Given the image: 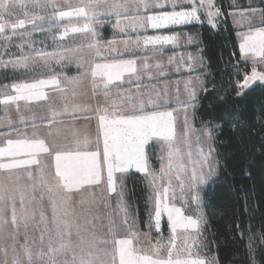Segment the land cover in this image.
<instances>
[{
  "label": "crops",
  "instance_id": "1",
  "mask_svg": "<svg viewBox=\"0 0 264 264\" xmlns=\"http://www.w3.org/2000/svg\"><path fill=\"white\" fill-rule=\"evenodd\" d=\"M68 3L77 4L79 0H54L57 8L51 11L53 20L39 21L43 26L39 31H43L34 35L36 40L28 51L20 50L8 42L0 54V99L16 95L12 88L14 84L52 78L60 81V88L70 89L66 93L67 99L57 91L56 85L49 84L44 87L48 100L0 103V146H4L8 138H32L34 131L39 138L45 139L46 144L50 145L54 141L58 147L67 149L74 147L76 139H87L86 150L99 152L101 173L107 174L103 162V134L99 116L104 114L105 108L111 113V99L104 96L102 88L93 89L90 71L96 63L135 61L136 71L125 73L122 80L110 86V97L116 99L118 110L123 114H133L131 106L139 101H144L145 111H172L177 143L184 148L182 144L189 142L202 126L197 125L195 114L199 98L207 89L208 62L198 33L199 27L196 26L219 28L223 13L216 0H101L95 10V17L90 21L60 18L57 12L67 10L62 6ZM113 3L125 7L114 11L109 7ZM193 8L197 9L196 17L183 19L180 23L160 21L159 26L153 27V21L149 19L190 12ZM117 11L119 16L116 15ZM252 13L250 8L240 9L236 3L228 11L237 31L239 46L242 34L254 28L250 22L254 18ZM37 14L38 19H46L44 11L40 10ZM261 19L262 23H258L257 28H264L262 13ZM85 22L91 24L92 32L70 34L61 39L65 26L82 25ZM156 37L161 39L155 43H144L146 38ZM89 44L93 47H88ZM39 53L54 55L42 59L38 58ZM25 57L28 58L27 66L16 63ZM52 66L58 68L55 72L46 73L45 69ZM100 79L98 77L97 82ZM76 80L79 86L75 88L76 95L73 96L69 82ZM149 100L161 107L154 108L147 103ZM65 103L68 106L66 112ZM73 106H78L79 110L74 111ZM50 108L59 113L51 124ZM50 130L53 133L51 136ZM160 148L165 146L157 138L150 139L145 145L147 172L151 165L148 158ZM40 160L45 172H55L54 157L42 154ZM28 171L37 172V166H27L11 173L0 172V181L18 193L20 199L21 193L25 196L23 181L29 179ZM131 172L143 174L145 171L131 165L126 171L114 172L113 175L119 178L125 176L126 186V178Z\"/></svg>",
  "mask_w": 264,
  "mask_h": 264
},
{
  "label": "snow or ice",
  "instance_id": "2",
  "mask_svg": "<svg viewBox=\"0 0 264 264\" xmlns=\"http://www.w3.org/2000/svg\"><path fill=\"white\" fill-rule=\"evenodd\" d=\"M101 0H79L77 4L68 3L62 7L67 10H60L57 15L60 18H83L90 21L95 17L96 9L100 6ZM13 5V0H0V21H4V16L9 12ZM23 6V5H21ZM53 9L57 8L56 4L52 5ZM112 10L123 8L125 5L113 3L109 6ZM211 7V5H210ZM116 15L120 13L117 11ZM197 9L193 8L190 12H180L165 14L163 17H149L153 21L152 26H159L160 21H170L180 23L181 20L187 18H195ZM209 15H214L209 13ZM211 22V21H210ZM24 20L11 24L12 29L23 27ZM119 24V21H118ZM8 24L6 21L0 22V32L6 31ZM92 32L89 22L82 25L65 26L61 33V39L75 34H87ZM161 38H146L144 43H155ZM165 40L170 38H164ZM174 39V38H172ZM88 47H93L89 44ZM240 52L246 57H251L253 61L259 59L264 61V28H256L250 30L243 35L240 44ZM67 51V49H65ZM52 53H39L38 58L47 59L52 57ZM27 57L17 60L16 63L27 66ZM135 61H115L112 63H96L91 67V77L93 89L102 88L104 96L111 99L112 111L104 109V114L99 116L100 129L103 134V162L107 167V180L109 191L115 192L116 186L113 173L126 171L131 165H135L141 170L147 172L145 145L152 138H157L163 142L167 150V164L162 165L159 177L153 175V186L155 193V219L159 226L162 211L168 213L171 221V238L167 246V255L165 258L160 257L162 248L157 247L153 255L142 254V250L134 246V241L138 239V234L131 230V226L126 219L127 213L123 208L122 202H118V206L124 212L125 219L120 226L128 228V234L124 238L116 239V228L118 227L114 221L109 222V232L112 236L111 247L100 248L95 241L85 242L81 247L80 255L77 257L73 252L72 264H206L199 258H193L191 248L196 246L197 242L193 241L192 245L187 243L185 238L183 246H178L177 241L180 237L177 235L178 229L187 232L189 229H198L200 220L194 219L192 216L184 215L180 208L169 206L167 200L169 194L175 198V190L172 188V174L175 171V178L180 181L179 187L181 193L184 192V185L181 179V173L186 170L184 163L185 152L182 151L181 145L177 143V133L172 111H145L144 101H139L131 106L130 111L133 114H123L118 110L117 101L110 97L111 87L116 81L123 79L125 73L135 72ZM101 78L97 82V78ZM264 81V71H257L255 66L252 67L251 74L245 75L242 88H248L254 81ZM56 85L63 98L66 100V93L69 88H60V81L52 78L50 80H36L33 83H20L12 85L16 95H7L0 99V103L8 104L24 100L27 102L48 100L49 97L44 91L46 85ZM72 95L75 96V88L79 86V81L69 82ZM239 95V93H238ZM123 103V101H121ZM148 104L154 108L161 107L153 100H149ZM73 110H79L78 106H73ZM51 118L49 123H53L55 117L59 115L54 109L50 108ZM64 111H68L67 103H65ZM99 111V109H97ZM138 113V114H137ZM53 133L50 130L49 135ZM87 139L81 141L76 139L74 147L67 149L58 147L53 141L50 145L46 144L45 139L39 138L37 132H33L32 138L25 137L23 139L6 140L4 146H0V172L11 173L14 170L24 169L27 166H37V174L40 177V184L49 193L48 199L52 209V228H47L46 218L41 213V221L45 222L46 231L48 232L47 251L41 248L34 259L30 248H25L24 259L21 260L13 257L12 264H57L56 256L62 254L71 248L70 243L65 239L70 236L71 232L66 217L71 215L69 204L74 190L83 189L87 185H98L101 180L102 165L99 159V152L88 151ZM191 146L188 145L186 155L191 157ZM47 154L54 157L55 172L53 176L54 183H49L45 179L44 167L41 164L40 156ZM163 159V157H162ZM203 163L207 164V157ZM29 179L33 178V172L28 171ZM167 178L165 184H159L158 181ZM19 179V177H17ZM189 191H194L198 182H203L202 176H197L195 170L189 177ZM35 191V186L33 187ZM35 198V197H34ZM193 200H197L198 196L193 195ZM11 209V222L17 223L16 208V192L9 188L8 184L0 181V233L3 227L9 221L6 218L8 208ZM20 207L24 209V195H20ZM34 216V214H33ZM27 222V216L21 217ZM43 243V236H41ZM107 244V241H102ZM5 257H7V249H0ZM4 264H7L5 260Z\"/></svg>",
  "mask_w": 264,
  "mask_h": 264
},
{
  "label": "rangeland",
  "instance_id": "3",
  "mask_svg": "<svg viewBox=\"0 0 264 264\" xmlns=\"http://www.w3.org/2000/svg\"><path fill=\"white\" fill-rule=\"evenodd\" d=\"M235 1L233 0V3ZM53 4L54 0H13L12 7L4 16V21L7 22L8 27L6 31L0 32V54H2V50L8 42L18 46L20 50L26 49L28 51L31 43L36 40L34 35L43 31V29L39 31V28L43 27L39 21L53 20L54 17H51L53 16V12H51ZM249 5L248 8L254 12L252 13L254 18L250 21L254 25L252 29L254 31L257 28L256 25L262 23L261 9L257 6L254 7L251 1ZM246 8L240 7V9ZM40 10L46 13V19H38L37 12ZM19 20L25 21L24 26L12 29L11 24L17 23ZM242 62L245 65L247 63L244 77L251 74L253 66L257 68V71H264V61L259 59L253 61L251 57L246 58L244 56L242 57ZM57 68L55 66L47 67L45 71L46 73L55 72ZM255 83H264V81L257 80L250 85ZM242 84L243 82L240 87H242ZM182 145L185 146L182 151L185 152L184 163L186 164V170L181 173L184 192L181 193L180 181L175 178V171H173L171 183L172 188L175 190V198H172V193H170L167 203L169 206L174 205L180 208L184 215L199 219L200 224L198 229H189L187 232L183 229H178L177 235L180 239L177 244L178 246H183L185 238H187L189 245L196 241V246L191 248L193 258H199L205 261L206 264H219L215 252L207 243L205 233L207 218L205 214L204 190L219 170L212 128L208 125L200 126L197 134L193 135L189 142ZM188 145L191 146L190 158L186 155L189 150ZM155 155L148 158L151 163L150 171L143 173L148 188L149 203L146 229H142L137 209L127 196L125 176L119 178L118 175H113L116 191L111 192L108 188L107 174L101 173V180L98 185H87L83 189L74 190L69 194L71 201L68 208L71 215L66 217V219L71 225L69 229L71 235L66 236L65 239L70 243L71 248L56 256L57 264H72L73 252L78 257L85 242L95 241L100 248L111 247L110 220L114 221L118 226L115 230L117 233L116 239L124 238L128 234V228L120 226L125 219V215L121 207L118 206V202H122L123 208L126 210V219L131 226V230L138 234V239L134 241V246L142 250V254L148 255H153L156 248L160 247L163 249L160 252V257H166V249L172 235L171 221L168 218V213L162 211L159 226H157L155 219V193L152 183L153 175L159 177L162 165L167 164L166 147L160 148ZM205 157L208 160L207 164L203 163ZM193 170H195L197 176L203 177V182H198L194 191H189V177ZM53 176L54 173L45 172V179L49 183H54ZM166 182L167 178L158 181L159 184H165ZM20 183L22 184L21 180ZM23 183L25 191L24 209L21 210L20 199L18 198V193H16L17 223L13 224L11 222V209L9 207L6 212V218L9 222L4 225L3 232L0 233V249L6 248L8 252L7 257H5L3 252L0 251V264H4L5 260L7 264H12L13 257L23 260L25 248L31 249L34 259L41 248L47 251L48 232L46 231L45 222L41 221V213L46 218L47 228H52V209L48 199L49 193L40 184V177L37 172H33V178L24 180ZM34 186L35 191H33ZM193 195L198 196V199L193 200ZM23 216H27V222L21 219ZM41 236H43V243ZM102 241H107V244L102 243ZM250 243L252 244L251 240ZM44 264H47L46 260Z\"/></svg>",
  "mask_w": 264,
  "mask_h": 264
},
{
  "label": "trees",
  "instance_id": "4",
  "mask_svg": "<svg viewBox=\"0 0 264 264\" xmlns=\"http://www.w3.org/2000/svg\"><path fill=\"white\" fill-rule=\"evenodd\" d=\"M250 1L261 9L264 22V0L235 3L248 7ZM216 3L223 13L219 28L196 26L208 75L195 119L197 125L212 128L219 161L217 175L204 190L205 233L219 264H264V83L240 87L247 63L242 62L237 31L228 14L235 3ZM126 189L146 229L149 203L143 174L131 172Z\"/></svg>",
  "mask_w": 264,
  "mask_h": 264
}]
</instances>
